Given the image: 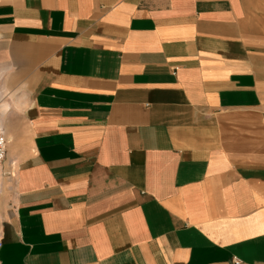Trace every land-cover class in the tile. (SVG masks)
<instances>
[{
  "label": "crops",
  "instance_id": "1",
  "mask_svg": "<svg viewBox=\"0 0 264 264\" xmlns=\"http://www.w3.org/2000/svg\"><path fill=\"white\" fill-rule=\"evenodd\" d=\"M0 118V264H264V0H0Z\"/></svg>",
  "mask_w": 264,
  "mask_h": 264
},
{
  "label": "built area",
  "instance_id": "2",
  "mask_svg": "<svg viewBox=\"0 0 264 264\" xmlns=\"http://www.w3.org/2000/svg\"><path fill=\"white\" fill-rule=\"evenodd\" d=\"M6 149H7L6 132H5L2 121L0 120V168L2 164L4 163L3 161L6 156Z\"/></svg>",
  "mask_w": 264,
  "mask_h": 264
},
{
  "label": "rangeland",
  "instance_id": "3",
  "mask_svg": "<svg viewBox=\"0 0 264 264\" xmlns=\"http://www.w3.org/2000/svg\"><path fill=\"white\" fill-rule=\"evenodd\" d=\"M11 99H13V100H16V98L14 97V96H12V98Z\"/></svg>",
  "mask_w": 264,
  "mask_h": 264
},
{
  "label": "bare ground",
  "instance_id": "4",
  "mask_svg": "<svg viewBox=\"0 0 264 264\" xmlns=\"http://www.w3.org/2000/svg\"><path fill=\"white\" fill-rule=\"evenodd\" d=\"M0 120H2V118H0ZM3 123V122H2Z\"/></svg>",
  "mask_w": 264,
  "mask_h": 264
}]
</instances>
